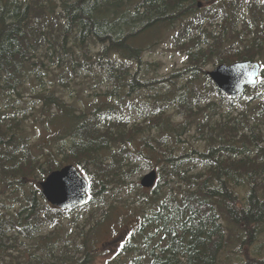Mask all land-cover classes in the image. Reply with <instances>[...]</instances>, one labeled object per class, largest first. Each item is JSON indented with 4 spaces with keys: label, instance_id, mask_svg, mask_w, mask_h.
Listing matches in <instances>:
<instances>
[{
    "label": "trees",
    "instance_id": "1",
    "mask_svg": "<svg viewBox=\"0 0 264 264\" xmlns=\"http://www.w3.org/2000/svg\"><path fill=\"white\" fill-rule=\"evenodd\" d=\"M258 2L0 0V94L20 96L30 72L49 69L41 55L47 58L52 49L70 78L79 68H99L112 85L103 93L105 102L86 110L54 90L39 92L38 109L59 127L48 145L40 139L35 147L17 112L0 107L2 263L93 264L94 235L107 212L91 214L86 226L65 237L64 219L76 224L87 205L76 213L50 205L40 181L74 164L88 177L89 202L104 201L157 160V184L139 194L148 208L119 254L136 245L142 255L122 264H264V133L251 123L248 107L254 98L264 101V62L257 86L238 97L224 94L207 75L209 65L264 57ZM168 32L187 60L160 76L159 63L144 56ZM71 39L81 53L65 61ZM142 92L149 97L126 105ZM224 104L229 110L215 120ZM143 106V122L129 125L124 110ZM32 117L48 126L37 112ZM192 131L203 146H179ZM199 163L203 170L195 172ZM163 181L170 185L167 193ZM46 225L53 231L37 236ZM22 239L34 246L26 258L17 248Z\"/></svg>",
    "mask_w": 264,
    "mask_h": 264
},
{
    "label": "rangeland",
    "instance_id": "2",
    "mask_svg": "<svg viewBox=\"0 0 264 264\" xmlns=\"http://www.w3.org/2000/svg\"><path fill=\"white\" fill-rule=\"evenodd\" d=\"M61 2V0H54ZM216 1V0H215ZM247 0H244V2ZM207 5V4H206ZM260 16L264 19V0H259L257 3ZM58 7L59 5L56 4ZM248 17L251 16L249 9L246 10ZM172 33L168 32L161 45L155 49L145 52V59L151 62L159 63L158 74L160 76L167 75L173 70L183 66L186 63L187 56L184 52L179 51L174 45V39L171 38ZM75 40L68 41L69 52L68 57L65 61H68L72 56H79L81 50L75 46ZM244 43V42H243ZM241 44V42H239ZM44 52V51H43ZM47 58L41 55V59L46 62L48 70L46 67H42L41 71L37 73L30 72L25 88L22 90L21 95L13 94L10 99L7 98L5 94H0V107L6 111H16L20 124L26 133L32 136V144L37 145L38 141L42 139V142L46 145L52 144L56 138V132L59 127L56 124L51 123L48 118L45 119V114L39 110L43 104V101L38 97L41 91H52L54 90L57 94L64 98L66 102H70L79 109L86 110L94 107L96 104H101L105 102L103 93L107 92L112 88L111 82L106 79L107 72L100 70L99 68L92 71L84 68H79L74 79L68 76L66 70L67 65L61 63L58 60L59 51L55 49L48 52ZM259 62H264V57L259 55ZM64 67H63V66ZM214 65H209L208 69H212ZM134 71V70H132ZM37 74V75H36ZM64 77V78H63ZM148 92H142L138 95H134L133 99H126V105L130 102H136L139 97H146ZM106 98V97H105ZM211 100H215L217 103L220 102L218 96L213 95L210 97ZM116 101V97L114 100ZM248 107L252 108L251 111V123L257 125L262 129L264 133V101L261 99L254 98L249 101ZM235 113L238 112V106L236 107ZM39 110V111H38ZM229 110L226 104L223 105L221 113H219L215 120H220L225 117L226 112ZM144 106L141 109H128L124 110V119H129V125L134 122H143L142 116H145ZM37 112L39 117L43 118L44 121H48V126H45V122H36L33 113ZM50 125V129L48 128ZM156 133V132H155ZM195 131H192L190 135L183 137L185 142L183 144L179 143V146L190 147L191 145L203 146L202 141L198 140L195 136ZM36 151L38 149L36 148ZM153 165L159 166L157 160H153ZM156 167L150 168L146 167L140 172L134 173L129 176L124 184L120 186V190L113 189L109 191L104 198V201H93L87 203V207L80 212V218L76 224L70 222V218L66 217L64 223L66 228L60 230L65 237L73 236V234L78 231V228L86 226L87 218L91 214H95L97 218L102 216V212H107L103 225L97 234L94 235V246L96 247V260L93 264H122L123 261L137 255H142L140 250L142 246L137 248L136 245L132 246L130 250H126L121 255L120 252L124 249V243L127 241L129 235L137 229L141 222L142 210L147 209L148 205L145 202L140 201L139 194L147 193L150 189H145L141 186L142 177ZM203 170V165L201 163L197 164V169L195 172H200ZM159 177V176H158ZM174 192L179 193V183L175 182ZM162 188L165 193L169 192L170 185L165 184L163 181ZM175 195V194H174ZM19 206V202H17ZM77 210L73 213H76ZM53 231V227L46 225L43 227L40 234L37 236H42ZM69 238V237H68ZM23 240V239H22ZM24 243H17L18 250L21 251L23 258L28 257L30 254L28 252L29 248H33V243L23 240ZM93 247V245H91ZM94 248V247H93ZM93 250V249H91ZM24 251V253H23ZM10 262V261H9ZM8 258L3 263L0 264H10Z\"/></svg>",
    "mask_w": 264,
    "mask_h": 264
},
{
    "label": "water",
    "instance_id": "3",
    "mask_svg": "<svg viewBox=\"0 0 264 264\" xmlns=\"http://www.w3.org/2000/svg\"><path fill=\"white\" fill-rule=\"evenodd\" d=\"M257 61L245 60L233 64H220L208 75L223 92L237 96L249 85L257 83L260 73ZM157 180L155 170L147 173L141 180L144 187H152ZM46 200L62 209H75L87 203L89 183L75 165H66L51 172L40 183Z\"/></svg>",
    "mask_w": 264,
    "mask_h": 264
},
{
    "label": "bare ground",
    "instance_id": "4",
    "mask_svg": "<svg viewBox=\"0 0 264 264\" xmlns=\"http://www.w3.org/2000/svg\"><path fill=\"white\" fill-rule=\"evenodd\" d=\"M110 36V35H109Z\"/></svg>",
    "mask_w": 264,
    "mask_h": 264
}]
</instances>
